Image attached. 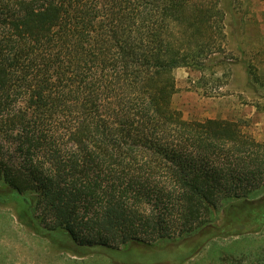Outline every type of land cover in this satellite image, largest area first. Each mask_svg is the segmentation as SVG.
I'll use <instances>...</instances> for the list:
<instances>
[{
  "label": "trees",
  "instance_id": "obj_1",
  "mask_svg": "<svg viewBox=\"0 0 264 264\" xmlns=\"http://www.w3.org/2000/svg\"><path fill=\"white\" fill-rule=\"evenodd\" d=\"M220 2L0 0V203L21 200L37 232L43 206L78 255L111 253L102 231L150 246L261 231L264 141L173 105L174 70L225 48Z\"/></svg>",
  "mask_w": 264,
  "mask_h": 264
},
{
  "label": "rangeland",
  "instance_id": "obj_2",
  "mask_svg": "<svg viewBox=\"0 0 264 264\" xmlns=\"http://www.w3.org/2000/svg\"><path fill=\"white\" fill-rule=\"evenodd\" d=\"M220 5L225 48L209 57L204 69L180 66L174 70L173 105L184 118L236 121L246 133L264 141V0H221ZM257 192L264 193V186ZM22 205L21 200L0 203V264H264V228L227 237L190 235L151 246L123 245L118 234L102 231L104 243L115 249L108 254L78 255L65 248L69 242L56 243L44 232L54 224L53 213L38 206L43 230L37 232L19 219ZM90 213L81 212L85 218ZM222 214L217 212V223ZM75 229L80 242H101L81 234L101 233L96 227Z\"/></svg>",
  "mask_w": 264,
  "mask_h": 264
}]
</instances>
